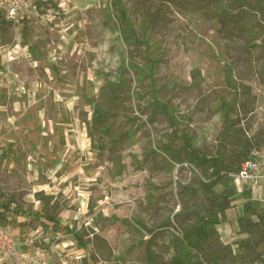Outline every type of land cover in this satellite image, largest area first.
Segmentation results:
<instances>
[{"label":"rangeland","instance_id":"374dc122","mask_svg":"<svg viewBox=\"0 0 264 264\" xmlns=\"http://www.w3.org/2000/svg\"><path fill=\"white\" fill-rule=\"evenodd\" d=\"M109 2L55 0L10 23L0 12V201L32 212L16 222L9 215L7 225L34 248L55 242L53 264H172L174 241L193 221L183 211L200 209L202 198L179 190L177 183L196 189L197 176L160 148L178 149L184 131L206 153L233 150L222 138L221 107L229 103L237 129L264 149V52L252 48L258 29L247 34L217 20L207 0H122L141 41L128 45ZM127 62L141 70L120 72ZM154 95L172 109L176 136L154 112ZM89 100L109 111L103 152L88 136ZM245 190L264 207V185ZM39 191L52 197L49 207ZM242 204L238 198L226 211L199 264H264L237 246L246 238L236 223ZM35 212H53L57 229L44 228ZM132 219L153 233L136 231ZM258 253L264 258V245Z\"/></svg>","mask_w":264,"mask_h":264},{"label":"trees","instance_id":"16d2710c","mask_svg":"<svg viewBox=\"0 0 264 264\" xmlns=\"http://www.w3.org/2000/svg\"><path fill=\"white\" fill-rule=\"evenodd\" d=\"M54 1L36 0L35 4L38 9L44 5L46 6L45 8H48V6H56ZM207 1L210 2L209 6L215 8L216 19L226 25H235L240 32L247 34L254 33L258 29L255 40L259 41V43H252V48L261 47L264 52V0ZM109 5L112 12H115L112 16L118 22L122 41L128 45L141 42L132 28L122 0H110ZM24 21L25 19L22 22ZM27 29V24H24V33H26ZM151 64L148 66L151 67ZM226 66L228 68L226 78L230 80L231 70L229 65ZM133 67H136L137 71L141 70L139 67L134 66L132 62H127L119 71L123 72ZM105 82L108 84V81ZM262 84L264 85V74L262 75ZM88 105L92 107L91 119L87 122L88 136L94 141L97 151L103 152L106 148V145L103 144V136L109 134V129L105 125L109 111L95 101L89 100ZM152 105L154 106V112L161 111L167 116L170 127L174 128L171 134L176 136L178 126L172 109L160 102L155 95L153 96ZM232 106V104L223 103L221 110L224 123L222 138L224 142L230 140L234 143L233 150L227 151L222 148V150H218L213 154L206 153L196 147L193 137L184 131L178 137L181 140V146L178 149H173L169 146L160 148L165 157L169 158L171 165L185 163L191 174L197 176L196 189L193 190L190 185L177 183L179 190L185 192L199 191L202 198L200 209L183 211L184 214L191 213L193 221L183 228L181 237L176 238L174 241L175 252L171 260L172 264H199L200 252L204 246L208 245L212 237L217 236V226L226 220V211L233 206V202L238 198L243 199V204L242 215L237 217L236 223L238 232L244 234L246 238L238 241L237 246L241 247L244 252L256 253V258L260 262H264V258H261V254L258 253V249L264 245V207H261L256 200L252 199L249 190L244 189L238 194L231 176L239 170L241 162L247 158L250 150L253 147L259 148V146L257 143H251L250 140L244 138L242 131L237 129L238 119H233L229 116ZM35 196L44 207L50 206L51 196L44 195L42 191L37 192ZM11 202L10 199H7L6 202L0 201V223L7 224L9 215L14 216L12 218L13 222H16L18 216L32 215V212H23L20 209L12 208ZM33 215L37 219L44 217L45 221H41V224L46 229L48 228V223H51V228L54 229H57L59 225V219L53 212H47L44 215L35 212ZM178 216L179 214L175 213L172 218L175 219ZM105 218L107 219L108 217ZM112 218V220H117L115 216ZM132 221L135 224L136 231L144 230L150 234L153 233L154 230L147 229L139 219H132ZM65 229L66 233L70 234L80 248L87 247V242L83 240L79 231L75 228L69 229L67 226H65ZM146 251L148 258L151 257L150 249L147 248Z\"/></svg>","mask_w":264,"mask_h":264},{"label":"built area","instance_id":"2783aa9c","mask_svg":"<svg viewBox=\"0 0 264 264\" xmlns=\"http://www.w3.org/2000/svg\"><path fill=\"white\" fill-rule=\"evenodd\" d=\"M27 9L36 11L38 8L35 2L30 4L28 0H0V12H3L9 21L18 20L20 14ZM231 176L236 190L240 193L246 187L254 193L262 190L264 185V149L253 147L247 158L241 162L239 170ZM260 200L262 201L264 198ZM38 242L41 243V241ZM32 245V238L19 236L9 225L0 223V264L54 263L55 242L51 243L49 249L34 248Z\"/></svg>","mask_w":264,"mask_h":264}]
</instances>
